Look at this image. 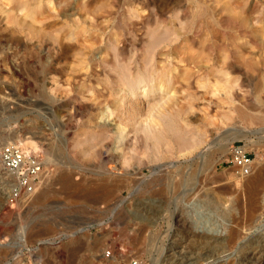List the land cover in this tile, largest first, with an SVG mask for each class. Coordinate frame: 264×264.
Returning a JSON list of instances; mask_svg holds the SVG:
<instances>
[{"label": "rangeland", "instance_id": "obj_1", "mask_svg": "<svg viewBox=\"0 0 264 264\" xmlns=\"http://www.w3.org/2000/svg\"><path fill=\"white\" fill-rule=\"evenodd\" d=\"M225 142L264 163V0H0V149L17 143L42 177L79 186L6 203L0 163V264H236L241 246L264 250V187L250 218ZM232 227L235 242H209Z\"/></svg>", "mask_w": 264, "mask_h": 264}, {"label": "bare ground", "instance_id": "obj_2", "mask_svg": "<svg viewBox=\"0 0 264 264\" xmlns=\"http://www.w3.org/2000/svg\"><path fill=\"white\" fill-rule=\"evenodd\" d=\"M20 8V7H19ZM24 13V12H23ZM28 21V20H27ZM30 24V23H29ZM37 25H39V24H37ZM16 28V27H15ZM20 27H18V29H19ZM20 30V29H19ZM29 30V29H28ZM23 31V30H22ZM37 33V32H36ZM35 33V34H36ZM30 38V37H29ZM36 42H38V41H36ZM86 73V72H85ZM218 150H220L221 152H223L222 154H224V153H228L229 152V142H225V143H223L222 145H219L218 147ZM69 172V171H68ZM43 172H40V174H39V181H38V183H41L40 184V188H35V190H34V192L32 193V194H30V195H28L27 197H25L24 199L25 200H27V199H29V201L30 202H28V203H31V205L33 204V205H45L46 203H47V200H48V197H49V195H50V193H53L54 192V190L53 189H55V190H57L56 189V187L54 188V187H52V186H54L55 184H59V188L60 189H72L73 191H71L70 190V193H69V197L70 196H74L75 194H74V189H76V190H79V186H77L76 184V186H74V185H72L71 184V179L70 178H72L71 176H70V174L69 173H67V172H65V171H63V173H61L60 172V174L58 173L55 177H53V178H51L50 180H47V177L45 178L44 176V178L41 176V175H44V173L42 174ZM72 173V172H71ZM128 173V172H127ZM191 176V175H190ZM5 178H9V180L8 181H11L10 180V177L8 176V177H5ZM40 178H42L43 180L42 181H40ZM243 178V177H242ZM192 179V178H191ZM183 180V179H182ZM182 180H180L181 182H182ZM185 180V179H184ZM188 180H189V178H188ZM188 180H186V181H188ZM103 181V180H102ZM189 181H191V180H189ZM189 181L187 182V183H189ZM116 182V181H115ZM73 183V182H72ZM78 183V182H77ZM82 183V182H81ZM98 183H101V181L100 182H98ZM107 183V182H106ZM119 183V182H118ZM182 183H184V181L182 182ZM182 183H181V185H182ZM80 184V183H79ZM85 184H87V182L85 183ZM84 183H83V185L84 186H86ZM95 184H97V183H95ZM108 184H109V182H108ZM108 184H107V186L106 187H108ZM185 184V183H184ZM82 185V188H84V186ZM100 185H102V184H98V188L99 187H101ZM109 185H112V184H109ZM170 185V184H169ZM55 186H57V185H55ZM89 186V185H88ZM93 185H91L90 186V188L92 187ZM105 186V184L103 185V187ZM37 187V186H36ZM78 187V188H77ZM103 187H101V188H103ZM105 187V188H106ZM194 187V186H193ZM242 187H243V189H244V192H245V194H246V196H247V198H245V199H247L248 200V202H247V204H248V216L250 217V218H252V217H254V214H255V211H256V209H257V207H258V205H259V203H260V200H261V193H262V191H263V187H264V163H257L256 165L253 163V165H252V168H251V170H250V172L247 174V176H246V179L243 181V183H242ZM53 188V189H52ZM86 188V187H85ZM84 188V189H85ZM94 188V187H93ZM97 188V189H98ZM114 188H116V187H114ZM190 188V187H189ZM86 189H88V188H86ZM85 189V190H86ZM96 189V188H95ZM95 189H94V191H95ZM110 189H112V188H110ZM185 189V188H184ZM191 189V188H190ZM84 190V191H85ZM99 190H100V188H99ZM106 190H108L107 188L106 189H103L101 192L103 193V191H105V193H106ZM113 190V189H112ZM182 190V189H181ZM186 190V189H185ZM53 191V192H52ZM93 191V190H92ZM66 192H67V190H66ZM87 192V191H86ZM88 192H89V190H88ZM87 192V193H88ZM96 192H98V191H96ZM96 192H93V194H96ZM108 192H110L109 190L107 191V194H109ZM55 193V192H54ZM72 193H73V195H72ZM76 193H77V191H76ZM181 193H182V191H181ZM241 193V192H240ZM78 195L80 194V193H77ZM83 194V193H82ZM82 194H80L81 196H82ZM86 194V193H85ZM90 194H91V191H90ZM89 193H88V195H90ZM93 194H91V195H93ZM106 194V195H107ZM56 195V194H55ZM87 195V194H86ZM86 195H83V197H85ZM98 195V194H97ZM103 195H104V193H103ZM103 195H101V197L102 198H104L103 197ZM76 196V195H75ZM96 196V195H95ZM100 196V195H99ZM71 197V198H72ZM82 197V198H83ZM92 197L93 196H91V199H92ZM98 197V196H97ZM87 198H88V196H87ZM86 198V199H87ZM95 198V197H94ZM21 199V198H20ZM82 200V199H81ZM93 200V199H92ZM98 201H100V200H98ZM170 201V200H169ZM23 202H25V201H23ZM51 202V201H50ZM246 202V201H245ZM244 203V202H243ZM237 205V204H236ZM144 209V208H143ZM149 215V214H148ZM177 216V215H176ZM172 217V216H171ZM258 217V216H257ZM260 217V216H259ZM258 217V218H259ZM252 220H254V218L252 219ZM258 220V219H257ZM255 221V220H254ZM151 222V221H150ZM178 224H180V223H178ZM250 224V223H249ZM247 225V224H246ZM256 225V224H255ZM145 226V225H144ZM229 226H230V224H229ZM245 226V225H244ZM249 226V225H248ZM241 227V226H240ZM243 227V226H242ZM258 227V226H257ZM256 227V228H257ZM250 228V227H249ZM145 229V228H144ZM147 229V228H146ZM202 229H204L203 227H202ZM252 229V228H251ZM250 229V230H251ZM205 230V229H204ZM245 230V229H244ZM252 231V230H251ZM201 233H198V231L196 232V234H197V236H199V238H208L207 237V234L209 233H207V230L206 231H200ZM256 233V232H255ZM251 237V236H250ZM257 237V236H256ZM198 238V237H197ZM239 238V232H238V230L237 229H233V227H232V229H230L229 231H228V233H227V236L226 237H224L223 236V234L222 233H219V234H217V235H214V236H210L208 239H209V242H211V243H213V244H223L225 241H229V242H235L237 239ZM250 239H252V238H250ZM136 240V239H135ZM207 240V239H206ZM261 240V239H260ZM149 241V240H148ZM238 242V241H237ZM241 242V241H240ZM255 242L253 241L252 243H250V244H248L247 246L245 245V246H241L240 248L241 249H239L238 250V254H237V256L235 255V257H234V260L236 261V264H264V250L261 248V246L259 247L258 245H251V244H254ZM170 245V244H169ZM239 246V245H238ZM243 248H245V249H243ZM214 249V245H212V246H210V248L208 249L209 251H210V253L212 252V250ZM170 251V250H169ZM237 251V250H236ZM173 253V252H172ZM172 253H167L166 255H164L165 256V258L163 259V260H167L168 258H169V256H171V254ZM205 253V252H204ZM152 254V253H151ZM207 254V253H206ZM212 255H213V253H212ZM154 257V256H153ZM151 258L150 260L152 261V263L153 264H157L158 263V258ZM177 257V256H176ZM199 257V256H198ZM160 258V257H159ZM206 259V258H205ZM162 260V259H161ZM181 261V260H180ZM182 262V261H181ZM162 263H163V261H162ZM179 264V263H178ZM181 264V263H180ZM196 264V263H195Z\"/></svg>", "mask_w": 264, "mask_h": 264}, {"label": "built area", "instance_id": "obj_3", "mask_svg": "<svg viewBox=\"0 0 264 264\" xmlns=\"http://www.w3.org/2000/svg\"><path fill=\"white\" fill-rule=\"evenodd\" d=\"M226 162L235 166L240 176H246L253 165L250 154L241 145L234 144L229 148ZM0 163L4 172L12 178V184L4 196L6 203L34 192L43 168L42 161L36 155L23 150L17 143H8L0 149Z\"/></svg>", "mask_w": 264, "mask_h": 264}]
</instances>
